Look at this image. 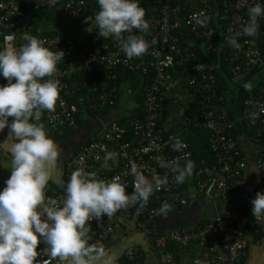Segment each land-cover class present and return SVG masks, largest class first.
Instances as JSON below:
<instances>
[{"label": "built area", "instance_id": "1", "mask_svg": "<svg viewBox=\"0 0 264 264\" xmlns=\"http://www.w3.org/2000/svg\"><path fill=\"white\" fill-rule=\"evenodd\" d=\"M141 2L142 0H139V4ZM256 3L264 6V0H231L230 23L223 33L224 38L226 37L225 43L228 39H237L240 44L238 50L229 45L233 53L230 60L237 63L234 73L236 74L240 68L244 73L260 70L255 97H244L241 104V121L250 131L249 137L254 142L264 136V56L261 49L255 46L256 40L262 34L264 17L258 19L259 28L255 37L243 36L240 34V29L248 18L247 8ZM87 5L88 0H0V48L10 45L19 47L24 43L22 36L28 34L45 40V46L50 50L64 52L63 61L57 64V70L53 74V78L60 81L55 111H45L39 121L49 132L61 134L66 129L76 127L79 109L76 104L69 102L68 99L72 95L84 94L86 97L95 95L93 108L112 106L116 89L111 83L117 78V70L133 69L135 63L140 66L146 63L144 60L126 58L118 41L107 50V46L101 44L99 37L94 35L93 28L89 30L91 25L87 27L85 24ZM223 5L226 8V0H223ZM42 9L61 12L66 17L64 19H68L70 25H73L69 29L72 35L75 30L73 27L81 26L82 29H78L79 38L75 41L72 35L62 37L54 31L42 35L40 27L34 28L32 23L35 14L40 13ZM214 9H216L215 0H185L181 5L172 6L169 0L158 1L153 9L154 14L145 18L149 30L142 34L149 43L147 55L152 72L151 81L143 87L144 117L130 122L129 139L124 138V129L106 128L105 121L101 120L103 127L96 134L95 139L79 145L64 161L65 181L75 169H81L86 174L94 173L96 178L104 180L119 176L121 183L126 185V193L132 191V176L128 174L132 164L149 178L168 177L167 186L154 192L143 207L130 206L113 214L120 219L135 222L152 220L157 215L161 203L164 202L160 200L162 193H172L174 201L182 205L186 204V197L182 196L181 184L174 182L173 174L162 166V162L177 158L183 165L185 159L192 161L191 152L180 133L165 132L157 126L156 119L162 110L164 93L173 86V76L182 71L180 66L184 54L178 46V39L171 37V31L176 27L185 28L187 38L191 39L193 44H197L199 40L211 41L214 26L210 21V15ZM85 40H87L85 43H80ZM207 50L211 51L212 48L208 47ZM185 56L195 59L192 51ZM93 65H96V70H101L100 83L90 77L89 73ZM143 71L147 72L146 69ZM190 73L188 85L199 94L197 99L203 106L190 121L194 126L211 131L209 143L215 159V164L211 167L206 166L192 172L191 178L197 193L204 200H223L227 198L230 190H238L242 187L246 160L230 133L234 125L228 119L226 112L218 105H214L211 109L207 108L212 98L216 96L215 87L210 80L209 65L203 63L192 65ZM5 83L6 81L0 78V85ZM190 121H184V124L189 125ZM173 138H178L182 142L180 152L172 150ZM109 152L113 153L114 157L105 162L104 157ZM204 164L205 161H202V165ZM255 167L258 171V183L247 191L240 205L223 210L215 220L198 224L194 231L169 229L157 233L153 236L156 247H163L167 240L176 242L180 246L195 242L200 249L197 264H235L245 249L247 233L257 231L262 221L254 220L250 203L257 191L264 192V152L261 150L258 152ZM45 195L46 198L59 200L62 192L48 187ZM111 224L112 221L107 216L102 217L99 222L94 219L89 220V236L102 238ZM125 257L128 260L126 264H141L137 248H128ZM46 258L41 257V259ZM160 259L164 264H177L170 253L161 254ZM50 264H59V262L51 261Z\"/></svg>", "mask_w": 264, "mask_h": 264}, {"label": "clouds", "instance_id": "2", "mask_svg": "<svg viewBox=\"0 0 264 264\" xmlns=\"http://www.w3.org/2000/svg\"><path fill=\"white\" fill-rule=\"evenodd\" d=\"M96 4L94 17L86 18L92 21L89 30L96 29L99 38L118 41L128 59L145 54L149 43L142 34L149 24L139 0H96ZM247 17L240 34L255 37L264 6L256 3L248 7ZM22 39L19 47L0 48V78L6 81L0 85V132L7 129L0 141V168L10 173L0 187V264H118L119 251L90 242L89 220L99 222L118 210L143 207L154 192L167 186L168 177L149 178L132 164L128 171L131 193H126L119 176L98 179L81 169L73 170L65 181L58 167V146L39 123L45 111H55L60 81L53 74L64 52L50 50L37 36L24 34ZM227 43L240 48L237 39ZM171 147L180 152L182 142L173 138ZM113 157L109 152L104 160ZM162 166L179 185L192 175L194 163L185 159L181 166L179 159L173 158ZM50 182L62 189L59 200L46 198ZM250 203L254 220H264V192L257 191ZM170 211L165 201L157 214L166 216ZM38 244L42 245L39 252Z\"/></svg>", "mask_w": 264, "mask_h": 264}, {"label": "trees", "instance_id": "3", "mask_svg": "<svg viewBox=\"0 0 264 264\" xmlns=\"http://www.w3.org/2000/svg\"><path fill=\"white\" fill-rule=\"evenodd\" d=\"M158 1L159 0H142L139 5L144 9L145 18L154 14L153 9L157 5ZM184 1L185 0H169V4L171 6L181 5ZM215 1L216 9L212 10L210 15V21L214 26V35L211 41L207 42L205 40H199L197 44H193L191 39L187 38V30H185V28L176 27L171 31V37H176L178 39V46L181 48V53L184 54V58L180 66L182 71H180L179 74H176L175 77L173 76V86L170 90L164 93L162 110L156 119L157 126L165 132H178L182 135L184 141L188 145V150L191 152L192 162L194 163L193 172L206 166L211 167L215 164V159L209 143L211 131L206 128L194 126L192 125V121H190L196 113L202 110L203 107L198 102L199 99H197L199 94H197L194 88L188 85L191 78V66L198 63L209 65L210 80L215 87L214 90L216 95L207 106V108L210 109L213 108L214 105H218L219 108L224 110V103L235 98V91H237V89H234V86L240 90L249 88L253 83V76H258L260 73V70L244 73L241 68L236 72V74L234 73L236 71L237 63L230 60L233 55L232 49L228 43L223 42L224 39L222 37L224 35V30L230 23V14L232 9L229 7V3L231 0H226V8L223 5V0ZM97 10L98 6L96 4V0H88L85 18L94 17ZM64 18L66 17H64L61 12L42 9L40 13L35 14L32 23L34 28L40 27L42 35L47 34L49 31L58 32L62 37L72 35L69 29L70 26L73 25L69 24L63 26L62 28H56L54 23L49 22H55L57 19L59 20ZM89 22L90 21H87V23H85L87 27H89L92 23V21L90 24ZM73 28H75V30L72 37L75 40L79 38L80 32L78 29L81 30L82 27L75 25ZM93 31L94 35L97 36V30L93 28ZM87 40L80 43H85ZM99 40L101 44L107 46V50L111 49L113 44L116 42V40L112 38H99ZM255 46L261 49L262 55L264 56V24L262 25V34L256 40ZM208 47H211L212 50L208 51ZM191 51L195 54V59L191 56H185L186 53H191ZM134 60H144L146 63L144 66H140L135 63L133 69L119 68L117 70V78L111 83V85L116 89L113 97L114 104L112 106L93 108L92 104L95 103V95H89L86 97L84 94H80L79 96L74 94L68 100L70 103L76 104L79 109L76 127L66 129L61 134L58 132H49L44 128L48 136H50L54 141H63L74 131L77 132L83 130V132L79 135L78 140L73 145L74 147L72 152H74L79 145L89 143L95 139L96 134L102 130V120L105 121L104 123L106 128L115 130L120 128L124 129V138L129 139L128 137L131 128L130 122L136 119H142L145 115L143 111V87L146 83L151 81L152 74L148 64L149 56L147 55V51L141 57H134ZM95 68H97L96 65H93L89 74L91 78L96 79L97 82L100 83L102 81L100 73L101 70H96ZM98 68L100 69L99 66ZM144 69H146L148 73L144 72ZM233 80H235V83ZM257 86L258 84L256 82L253 90L249 94H246L245 97H255ZM122 97H126L127 100V103L123 107L124 112L120 115L112 117L111 114L120 106V100ZM184 121H190V124L185 125ZM230 133L236 140L234 127L230 129ZM247 133L248 135L250 134L248 129ZM255 143L260 146V150L264 152V136L258 138ZM202 161H205L204 165H202ZM191 180L193 181V179ZM182 185L183 184H181V186ZM182 188V196L186 197V204L182 205L180 202L174 201L172 193H162L160 200L164 202L166 201L171 206V211L166 216L157 214L151 221L160 222L166 220L165 223L168 229L174 231H180L182 229L194 231L195 226L209 221L208 219H199L195 223H192V221L187 218L186 212L191 199L187 193L186 187L182 186ZM236 192L237 190H230L227 196ZM259 230L260 229L255 232L250 231V233H255L258 236L260 232ZM179 246L180 244L167 240L165 245L159 248V250H161L159 255L163 253H170L175 258L176 250H178Z\"/></svg>", "mask_w": 264, "mask_h": 264}, {"label": "crops", "instance_id": "4", "mask_svg": "<svg viewBox=\"0 0 264 264\" xmlns=\"http://www.w3.org/2000/svg\"><path fill=\"white\" fill-rule=\"evenodd\" d=\"M225 38L223 36V42H225ZM257 78V76H253V83L249 88H245L244 90H240L234 86V89H237L235 92L240 96V98H236L238 102L233 104V100H228L223 105V109L226 112L228 119L234 125L235 138L240 153L246 160V169L243 174V185L236 193L227 196L226 199L206 201L199 195V193H197L194 182L191 180V176L187 177L182 183V186L186 187L187 193L191 199L186 215L192 223H195L199 219L215 220L223 210L232 209L240 205L247 191L254 188L258 183V171L255 167V162L258 152L260 151V146L250 139L247 133V128L241 121L242 100L246 94H249L253 90ZM6 134L7 129L0 132V141L4 140ZM55 142L60 152L58 167L64 178L63 164L72 153L74 146L73 144L71 146L64 145L62 141ZM251 169L256 171H250ZM9 174L10 173L7 169L0 168V187H3V182L8 178ZM54 179L55 173H53V180ZM182 186L181 190L183 191ZM48 187L62 192V189H60L54 182H50L47 188ZM109 219L112 221V224L106 229L104 236L102 238L90 236V242H98L100 245H103L106 250L111 252L119 251L120 255L118 264H126L128 260L125 257V251L131 247L137 248L139 251V260L141 264H164L161 262L159 255L161 250H159L154 244L153 236L157 233H163L166 229L169 230L165 223L166 220L160 222L151 220L135 222L129 219H120L114 215ZM259 229L260 232L258 236L261 237H258L255 233H250V231L247 233L245 249L236 260L235 264H264V220L261 221ZM41 248L42 245L38 244L37 250H41ZM199 251V246L195 242H191L186 246H179L178 250H176L174 259L177 264H197L199 262Z\"/></svg>", "mask_w": 264, "mask_h": 264}, {"label": "rangeland", "instance_id": "5", "mask_svg": "<svg viewBox=\"0 0 264 264\" xmlns=\"http://www.w3.org/2000/svg\"><path fill=\"white\" fill-rule=\"evenodd\" d=\"M49 22H52L55 24V27L56 28H60V27H63V26H66V25H69L70 24V21L68 19H59V20H56L55 22L53 21H49ZM91 23V21L89 22V24ZM90 27V26H89ZM225 43V42H224ZM218 67V66H217ZM233 82L235 83V80H233ZM253 82V81H252ZM240 98V96H238V94L236 93L235 94V98L233 99V104L237 103L238 100L236 98ZM120 106L114 110L111 114L112 117L116 116V115H120L124 112V109L123 107L125 106V104L127 103V100H126V97H122V99L120 100ZM232 101V100H231ZM83 132V130L81 131H74L73 133H71L65 140L62 141V143L64 145H74L75 142L78 140L79 138V135Z\"/></svg>", "mask_w": 264, "mask_h": 264}, {"label": "flooded vegetation", "instance_id": "6", "mask_svg": "<svg viewBox=\"0 0 264 264\" xmlns=\"http://www.w3.org/2000/svg\"><path fill=\"white\" fill-rule=\"evenodd\" d=\"M190 214V213H189ZM187 216V215H186Z\"/></svg>", "mask_w": 264, "mask_h": 264}]
</instances>
